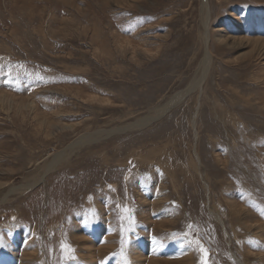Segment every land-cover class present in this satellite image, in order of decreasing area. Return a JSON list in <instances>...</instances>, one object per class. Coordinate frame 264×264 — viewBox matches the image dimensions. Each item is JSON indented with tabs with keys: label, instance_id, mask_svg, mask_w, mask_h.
<instances>
[{
	"label": "rangeland",
	"instance_id": "1",
	"mask_svg": "<svg viewBox=\"0 0 264 264\" xmlns=\"http://www.w3.org/2000/svg\"><path fill=\"white\" fill-rule=\"evenodd\" d=\"M263 41L264 0H0V264H264Z\"/></svg>",
	"mask_w": 264,
	"mask_h": 264
},
{
	"label": "bare ground",
	"instance_id": "2",
	"mask_svg": "<svg viewBox=\"0 0 264 264\" xmlns=\"http://www.w3.org/2000/svg\"><path fill=\"white\" fill-rule=\"evenodd\" d=\"M264 42V41H263ZM162 111V110H161ZM160 114V113H159ZM160 115H162V114H160ZM150 120V119H149ZM147 122H146V120H142L141 121V125H143V124H146ZM91 141V140H90ZM77 145H80V144H75V146H77ZM69 149H72V147L71 148H69ZM73 152V151H72ZM64 153V152H63ZM64 157H67V156H58V159L56 160V162H58L60 159H62L63 160V158ZM65 159V158H64ZM51 168H49V170H50ZM181 184V183H180ZM29 187V186H28ZM29 188H31V187H29ZM28 188V189H29ZM25 189V188H24ZM9 194V193H8ZM160 223V222H159ZM255 234V233H254ZM256 236V235H255ZM34 256H35V253H31V254H28V258H27V255H24V257H23V259H22V261H23V264H31L32 263V260H33V258H34ZM190 262V261H189Z\"/></svg>",
	"mask_w": 264,
	"mask_h": 264
}]
</instances>
